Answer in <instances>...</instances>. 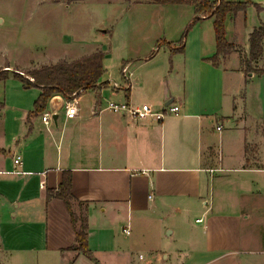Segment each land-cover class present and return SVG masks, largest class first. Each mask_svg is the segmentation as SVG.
Segmentation results:
<instances>
[{
    "label": "crops",
    "instance_id": "1",
    "mask_svg": "<svg viewBox=\"0 0 264 264\" xmlns=\"http://www.w3.org/2000/svg\"><path fill=\"white\" fill-rule=\"evenodd\" d=\"M127 1L159 12L167 6ZM242 13L226 19L227 37L242 53L233 49L219 65L209 59L217 45L214 17L206 16L184 51H171L166 41L178 46V38L164 29L153 40L165 42L122 59V75L128 65L130 77L101 79L71 98L55 94L30 117L41 87L14 79L9 93L8 78L0 80V264H264V113L253 112L244 91L264 72L242 64L261 23L241 40ZM262 60L264 53L253 63ZM74 99L78 113L68 117L66 101ZM111 100L181 109L137 118L110 109ZM68 170L76 223L62 198L48 197ZM82 217L91 256L69 249Z\"/></svg>",
    "mask_w": 264,
    "mask_h": 264
},
{
    "label": "rangeland",
    "instance_id": "2",
    "mask_svg": "<svg viewBox=\"0 0 264 264\" xmlns=\"http://www.w3.org/2000/svg\"><path fill=\"white\" fill-rule=\"evenodd\" d=\"M128 4L127 0H0V70L9 68L8 92L17 82L14 79L22 81L14 75L15 71L27 76L29 70L42 64L71 60L97 49L107 53L104 60L107 70L102 79L119 81L123 78L122 59L135 56L131 50L150 52L157 40L153 39L164 29L168 37L178 38L175 40L178 45L195 16L194 12L187 18L178 36L176 28L192 13V4L181 5L177 10L173 7L177 3H166L160 12L154 10V4H141L138 8ZM160 16L165 18V24L160 23ZM258 23H264V7L250 4L239 19L237 36L244 40L251 24ZM253 65L257 67L254 72L259 73V69H264V60ZM244 91L248 93V106L253 112L264 113V76L254 75ZM182 93L181 87L177 96ZM0 94H5L3 84H0ZM249 147L250 159L254 162L256 145L251 143Z\"/></svg>",
    "mask_w": 264,
    "mask_h": 264
},
{
    "label": "trees",
    "instance_id": "3",
    "mask_svg": "<svg viewBox=\"0 0 264 264\" xmlns=\"http://www.w3.org/2000/svg\"><path fill=\"white\" fill-rule=\"evenodd\" d=\"M74 1V0H69ZM156 3H189L194 6L195 16L186 27L185 33L179 40L178 46L172 45L171 41L159 39L158 44L166 41L170 44L171 51H184L185 41L188 30L194 24L202 20L206 16L214 17V29L216 35V52L209 57L215 65H219L222 57L233 49H241L227 37L226 19L229 13L236 14L239 11H245L250 4L260 7L259 3L253 0H146ZM163 40V41H162ZM154 49L150 56L154 55ZM242 52V51H241ZM264 53V23L255 26L250 32V50L247 55L242 54V64L246 72L255 71L257 67L253 65L254 61H258ZM106 51L98 49L91 53L82 54L81 56L67 60L61 59L55 63L42 64L39 67L29 70L25 76L21 72L16 71L14 75L19 77L26 86H40L42 92L35 101L34 109L29 113V117L33 113L43 111L48 100L55 94H63L67 98H71L79 91H84L95 87L102 79L106 72L104 58ZM259 73H263L264 69H259ZM9 76V69L0 70V80ZM72 174L68 170L64 172V177L59 187L55 191H50L48 197L58 196L62 198L72 215L73 222L76 223L78 216L73 210L71 199ZM88 219L81 218L79 228H77V243L69 246V249L81 250L91 256V249L88 242ZM68 264H73L70 261Z\"/></svg>",
    "mask_w": 264,
    "mask_h": 264
},
{
    "label": "built area",
    "instance_id": "4",
    "mask_svg": "<svg viewBox=\"0 0 264 264\" xmlns=\"http://www.w3.org/2000/svg\"><path fill=\"white\" fill-rule=\"evenodd\" d=\"M132 72H128V65H125L123 67V75L124 76H131ZM108 107L114 111H118V112H128L131 115L137 117V118H145L148 116H156L157 118L161 119L163 118L166 114L168 113H178L181 109V106L179 103L177 102H171L169 104L166 105V107L163 110H156L151 103L149 102H144L142 104L139 105H134L131 104L129 102H117V101H113L111 100L108 104ZM65 112L66 115L68 117H75L78 113V105L76 100H68L66 101V105H65ZM52 117V113L51 112H45L43 114V119L48 122V120ZM219 128H221V126H218ZM16 162H20L21 161V157L17 156L15 158ZM43 185V183H42Z\"/></svg>",
    "mask_w": 264,
    "mask_h": 264
},
{
    "label": "water",
    "instance_id": "5",
    "mask_svg": "<svg viewBox=\"0 0 264 264\" xmlns=\"http://www.w3.org/2000/svg\"><path fill=\"white\" fill-rule=\"evenodd\" d=\"M7 69H9V68H7ZM20 72V71H19ZM252 73V72H251Z\"/></svg>",
    "mask_w": 264,
    "mask_h": 264
}]
</instances>
